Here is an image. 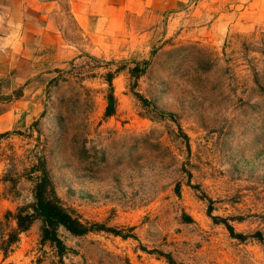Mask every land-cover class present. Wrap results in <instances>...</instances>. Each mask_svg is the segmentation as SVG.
<instances>
[{
  "label": "rangeland",
  "instance_id": "374dc122",
  "mask_svg": "<svg viewBox=\"0 0 264 264\" xmlns=\"http://www.w3.org/2000/svg\"><path fill=\"white\" fill-rule=\"evenodd\" d=\"M173 6L34 81L38 119L0 132V264H59L39 219L16 230L40 167L67 211L104 227H60L64 264H264V0Z\"/></svg>",
  "mask_w": 264,
  "mask_h": 264
},
{
  "label": "crops",
  "instance_id": "0c3cea01",
  "mask_svg": "<svg viewBox=\"0 0 264 264\" xmlns=\"http://www.w3.org/2000/svg\"><path fill=\"white\" fill-rule=\"evenodd\" d=\"M184 1L0 0V94L8 96L0 132L25 129L38 119L42 90L34 81L47 68L103 51L126 29L128 16L167 12Z\"/></svg>",
  "mask_w": 264,
  "mask_h": 264
},
{
  "label": "trees",
  "instance_id": "16d2710c",
  "mask_svg": "<svg viewBox=\"0 0 264 264\" xmlns=\"http://www.w3.org/2000/svg\"><path fill=\"white\" fill-rule=\"evenodd\" d=\"M146 63L147 62H144V65ZM138 67L139 64L131 70V75H133L134 71L138 70ZM117 74V70L107 71L105 74V80L108 85L107 106L105 109L106 116L113 115L115 112L113 79ZM133 76L136 77V75ZM40 169L42 170V175L34 187L33 204L30 208L22 207L18 209L14 215L16 230L17 232L25 231L36 219H39L42 222L41 240L50 243L54 247L59 256V264H64L62 254L65 251V246L58 235V229L60 227L65 228L74 235L86 234L93 230H102L104 227L98 223L90 224L82 221L80 218L67 211L56 197L47 172L42 167H40ZM228 226L231 234L241 239L245 238L244 235L235 233L232 226Z\"/></svg>",
  "mask_w": 264,
  "mask_h": 264
}]
</instances>
